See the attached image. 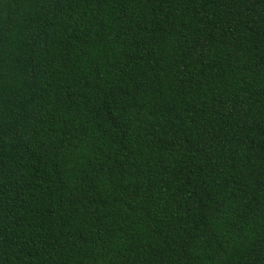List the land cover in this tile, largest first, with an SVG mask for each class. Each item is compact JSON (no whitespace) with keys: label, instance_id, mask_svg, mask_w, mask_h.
Returning a JSON list of instances; mask_svg holds the SVG:
<instances>
[{"label":"trees","instance_id":"trees-1","mask_svg":"<svg viewBox=\"0 0 264 264\" xmlns=\"http://www.w3.org/2000/svg\"><path fill=\"white\" fill-rule=\"evenodd\" d=\"M0 264H264V0H0Z\"/></svg>","mask_w":264,"mask_h":264}]
</instances>
